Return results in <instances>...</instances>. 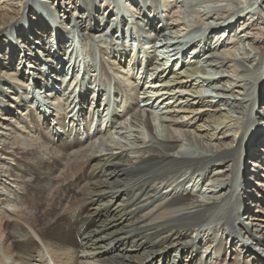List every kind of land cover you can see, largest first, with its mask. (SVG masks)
<instances>
[{"label": "bare ground", "instance_id": "1", "mask_svg": "<svg viewBox=\"0 0 264 264\" xmlns=\"http://www.w3.org/2000/svg\"><path fill=\"white\" fill-rule=\"evenodd\" d=\"M43 1L47 2L51 7H55L56 10H58V15L63 20L69 18V13H66L69 11L66 9L73 7L70 18L72 17L76 20L75 22L78 23L85 34L89 33L91 36L94 35L97 41L107 34L113 36L112 33L116 31L114 25H112L113 22L116 27H120L124 22L123 14H120L119 18L111 19L109 23H112L108 24L110 19L109 16L112 15V12L109 11L111 5L109 0H85L86 3L83 0ZM194 1H192L191 10L188 14L190 16L191 26H185L182 23V16H180L179 13L182 6L179 4L173 5V0H138L139 3H135L134 5L128 2V7L125 4V7L131 13V17L137 20L135 23H132L139 26L143 25L148 32L160 29V27H158L159 20L163 17H166L170 21L169 30H171V34L175 30L181 32L183 36L189 35L190 31L199 29V27H203L204 29L208 16L213 15L219 19L224 17L228 18L224 19V23L222 22L218 25L217 29L208 27V37L206 36L205 39H198L192 42L194 46L192 50L190 49L186 54V56L191 59L188 62L181 61V72L175 69L170 70L169 68H164L159 62L158 55L156 58L154 57V64L152 61L151 64L148 65L153 72L154 79L152 81L156 80L155 84L162 90V95L163 97L165 96L164 100L172 101L173 105L174 103H178V106L182 109L181 113L189 117H174L173 120H170L169 124L162 125V138H160L162 140L159 141H162V143L158 142V145L162 147L160 151L154 147L153 143L155 142V137L152 135V129L148 118H144L143 116V111L134 110L130 112L131 125L135 129L133 131L134 140L136 143H140L139 145L142 147L144 153H149V156L145 160H142L134 167H128V161L123 160L121 154H103L102 152L106 151L104 145L101 140L95 136L87 137V142H84L81 137L78 138L77 136H74L73 140H70V137H59L56 143L50 142V148L47 150L53 152L55 156L57 154L63 155V153L69 154L73 152V150H77L88 143L87 147L90 154L89 169L93 175H96V177L91 176L90 179H92L93 183L94 181H101V178L97 177L98 173L102 171L104 166L111 164L113 165V170L108 174V178L110 179L106 182H99L96 184V186L103 188L102 191L97 189L91 195L85 197L84 202L87 206L84 208V213L79 215L77 222L71 218L73 214L69 215L64 213L62 216L59 213L63 207L73 206L66 203L67 196L64 197L65 195L63 192L60 193L61 195L59 194L58 203L60 206H58V203L55 206L54 204L47 203L44 195L42 200L36 199L34 196H25V199L31 201L33 204V206H29L31 208L35 206L36 208L35 219L20 218V224L12 223V221L16 220L7 219L5 222L6 225L3 226V230L8 231L9 228L14 229L12 228L13 226H18L19 231L22 233V238L18 236L13 238L10 233V235L2 241L0 246V264H124L127 257H129L127 256L128 250L132 251L145 246L149 243V238L153 239L154 236L161 235V242L167 243L169 241V246L174 247L173 244L176 243V241L171 242L173 236L183 237L184 229H186L187 232L193 231L195 235L194 239L201 241L200 243H196L199 247L195 246V251L196 253H204L205 255L202 254V256H205L207 260L210 254H214L215 258L220 256L224 258L223 262L228 261L227 251L237 247V251H239L241 255L243 254V256H246L247 254L251 256L253 263L264 264V233H261V231L264 230V131L260 129L258 131V128L255 127V121H259L260 119L264 121V104L261 106V112H259V114H254L255 107L259 103L264 102V88L261 87L257 96L251 99L249 103H246L248 110L242 115V122L239 123L241 119H237L226 112L224 113L221 108H217L213 101L208 99L209 96L205 97L203 95L207 90L199 87L196 83L197 80H199V82L197 81L198 83H210L212 87L209 86L208 88L212 90L216 88L215 90L220 92L219 94L222 97H225V101L229 102V104L227 103L228 107H230L229 109L236 110L239 104L241 105L242 102L245 103L242 96H245L251 81H249V77L245 76L246 73H250V67L245 70L244 64L247 63L251 65V67L254 66L251 61L248 60V57L245 56L244 52L240 50V45H243L244 42L246 45L252 44L254 49L257 48L259 42L257 41V36L262 34L260 25L264 26V0H252V5L256 7L258 11H256V13H248V10L245 13L246 16L236 13V11L238 12L241 9L243 2L248 3V0H198L197 2L195 1L196 3ZM124 2H127V0ZM205 3L214 7L205 14H202L199 12V5L201 6V4L204 5ZM8 5L10 4L4 3V0L0 2V35L6 28L11 29L14 27V23L22 16L23 6L16 8ZM171 9L174 10L171 11ZM84 11L86 13V18L81 15ZM93 13L97 15L93 16ZM34 14L35 15L30 19L33 20V23L29 26L31 31H29V37L24 31L23 34H21L22 43L30 44L31 41L36 42V40L40 38L43 45L45 39H49L52 44L56 43V45H61V40L64 38L63 35L57 33L55 34L56 37L53 36L54 34H52V32L48 33L47 28L44 26V21L39 17V14ZM206 15L208 16L206 17ZM103 28L104 30L101 31ZM226 31H228V37L221 41L220 39L224 37ZM158 33L163 37L164 41L167 40L168 36L166 35L167 37H164L165 33H162V31ZM209 35L211 39H214L212 45L211 42H209ZM175 44L177 45V42H172V46ZM204 52H206V54L201 56ZM47 55L50 57L52 54L48 51ZM0 57L5 59L3 54ZM26 57L25 55V58ZM54 57H51L49 61L54 62ZM21 60L22 58L18 66L22 64ZM165 62H167V60ZM111 63L115 68H120L121 66L118 62L112 61ZM10 64V61L8 63L5 61L0 65V72L3 71L2 78L5 77L8 81H19L20 79H24L26 82L31 81V87L35 89H38L39 85L44 88L49 87L47 78L43 75L33 72L31 74V80L27 72H24L22 69H14L17 67H14L15 65L13 68H10ZM125 66L132 67L134 63L130 61ZM206 67L209 70L206 71ZM123 68L124 64L121 69ZM4 69L7 70L5 71ZM52 69L54 70V67L52 68L50 66V73ZM211 70L221 75L212 76L214 74L211 73ZM52 73L54 72L52 71ZM263 77L264 74H262L261 78ZM57 93L58 91H55L54 95ZM154 102L156 103V101ZM6 110L7 113H4L5 118L9 115L12 116L13 112L19 111V108L18 106H10L7 107ZM241 112L239 114H241ZM205 116V119L208 121L201 118ZM197 119L198 121L202 120V124L197 125L195 130L203 133V137L194 134V137L191 138L192 133L190 135L187 131L178 130L180 127L193 125V121ZM143 126L151 135L149 140H147V137L144 135ZM262 127L264 128V122L262 123ZM183 141L189 143L188 147L195 151L190 157H187L186 153L181 151L182 148H177L176 143H182ZM192 142H194V145ZM244 154L246 159H254V169L252 172L250 171V173H247L246 165L248 162H244L245 157L241 162L238 160V155L242 157ZM255 154H258V158H254L256 157ZM92 161L93 163H91ZM236 162L237 165L240 163L242 164H240V168L235 171L233 165ZM260 164L262 165L260 166ZM166 166H169L171 171L169 175H165V178H162V180L165 179L166 193H169V196L173 197L172 203L167 207V220L160 224L145 227L140 235V240L136 241L139 237L133 234L134 230L133 232L127 231L126 233L122 231L127 230L128 221H130V223L128 222L130 226L134 224L135 227L137 226L136 220L132 219L137 212V208L134 205L135 201L132 199L133 197L138 199V197L132 194L130 198L127 197L126 200L120 199L119 192L121 190L118 189L119 187H117L116 184L117 182L118 184L120 183V178L123 176H125L123 179L126 182L133 180L131 182L137 186L149 181H157L154 170H159V168L162 169V167ZM3 167H6L7 172L17 176V173L12 169L10 164L7 163V160L0 159V169ZM213 167L217 168L213 169ZM185 170H192V176L198 172L199 174H197V177H200L201 174H208L211 176L209 182L210 186L207 188V193L204 194V199L198 196L193 197L191 200L186 199L184 195L186 189L183 184L185 182H190L191 178H185L183 180H177L176 178L175 180L176 174ZM212 170L214 171L212 172ZM133 189H135V187H133ZM104 193H111V200L105 211L101 209V206L99 208H94L95 203ZM69 198L71 200L74 199L71 194ZM64 199L65 204H62L61 201ZM13 200H17V198L14 197ZM20 201L21 199H18L17 203H20ZM116 201L118 202L115 203ZM48 206H50V212ZM38 214L43 216L41 224L39 225L40 228H38V226L32 228L30 224L36 222ZM7 215L9 214H1L0 221ZM246 218L247 221L251 220L252 222H245L244 224L243 220H246ZM62 222H66L65 225H62ZM248 224H251L249 232L246 227ZM84 226L86 229L82 231ZM139 226L138 224V227ZM140 228L141 227H139V231ZM180 228H183L181 233L178 231ZM142 229L143 228H141V230ZM44 230H48V232L51 233V237H48L49 234L47 237L41 236ZM67 231L72 233L73 238L77 240H74V242H63L61 238L67 235L60 232ZM80 231L82 232L79 234ZM147 231L148 234L146 235L145 233ZM106 232L109 236L111 235V241L109 243H103L104 237H101V235ZM201 232L204 236L201 235ZM167 233L172 235H164ZM53 234L54 236H52ZM218 234L222 237L219 241H216ZM144 238H146V241L142 243L141 240ZM30 240L35 241L33 247H25L24 249L15 245V242ZM77 241H79V243H77ZM131 241H134L135 244L133 245ZM250 241H252V243H250ZM137 242L141 243L137 244ZM70 244L75 248L70 247ZM148 248L152 249L153 245ZM166 249L167 246L156 252L148 251L150 256L145 258L141 264L152 263L156 261L157 258L164 261ZM110 250H116L119 253L113 254ZM36 251H39V254L44 252L45 258ZM208 251L210 252L209 254ZM259 252L261 255L258 254ZM183 253L184 251L182 250V254ZM35 255H38L39 258L36 259L33 257Z\"/></svg>", "mask_w": 264, "mask_h": 264}, {"label": "rangeland", "instance_id": "2", "mask_svg": "<svg viewBox=\"0 0 264 264\" xmlns=\"http://www.w3.org/2000/svg\"><path fill=\"white\" fill-rule=\"evenodd\" d=\"M1 1L2 0H0V2ZM109 1L111 2L109 11L114 15L109 16L110 19L108 24L112 23H109L111 19L119 18L120 14H123L124 22L120 27H116L113 22L112 25H114L116 29V31L112 33L113 36L108 34L106 36L104 35L99 42L94 38V35L91 36L89 33L85 34L78 23L75 22L76 20L72 17L70 18L73 7L66 9L69 11H65L69 13V18L63 20L58 15V10H56L55 7H51L43 0H4V3L10 4L8 6L11 7L18 8L19 6H23V11L21 13L22 16H20L19 20L17 19L18 23L15 22L14 27L11 29L6 28L0 35V56L3 54L5 57V59L0 57V65L5 61H7V63L10 61V68H13L14 65V67L17 66L14 69H22L24 72H27L31 80V74L33 72L43 75L47 78L49 87L44 88L39 85L40 89L39 87L35 89L31 87L30 80V82H26L24 79H20L19 81H8L6 80L7 78H2L3 71L0 72V159L7 160V163L10 164L12 169L17 173V176H14L6 171V167L0 169V216L5 213L9 214L0 221V246L2 241L8 237L10 233L13 238L17 236L22 238V233L19 231L18 226H13L12 228L14 229L9 228L8 231L3 230V226L6 225L5 222L7 219L16 220L12 221V223H21L20 218L35 219L36 208L35 206V209L29 206H33V204L31 201H27L25 196H34L36 199L42 200L44 195L47 203L54 204L55 206L59 202V194L63 192L65 195L64 197L67 196L66 203L73 206L63 207L59 213L62 216L64 213L69 215L73 214L71 218L77 222L79 215L84 213V208L87 206L84 202L85 197L91 195L97 189L102 191L103 188L96 186V184L99 182H106L110 179L108 178V174L113 170V165L111 164L104 166L102 171L98 173L97 177H100L101 181H94L93 183L92 179H90L91 176L96 177V175H93L89 169L90 154L87 147L88 143L77 150H73V152L69 154L63 153V155L66 156L62 154H57L55 156L53 152L47 150L50 148V142L56 143L59 137H70V140H73L74 136L78 138L81 137L84 142H87V137L95 136L98 137L104 145L106 151L102 152L103 154H121L123 160L128 161V167H134L149 156V153H144L142 151V147L139 145L140 143H136L134 140L133 131L135 129L132 127L130 119V112L142 110L144 118H148L152 129V135L155 137V142L153 143L154 147L161 151L162 147L158 145V142L162 140L160 139L162 138V125L169 124L170 120H173L174 117L179 118L180 116L186 117L188 115L181 113L182 109H180L178 103H174L173 105L172 101L164 100L165 96L163 97L162 90L155 84L156 80L152 81L154 79L153 72L148 65L151 64L152 61L154 64V60L158 55L159 62L164 68H169L170 70L175 69L181 72V61L188 62L191 59L187 57L186 54L187 51L189 52L190 49L192 50L194 46L192 42L198 39H205L206 36L208 37V27L217 29L218 25L225 21L224 19H228L226 17L219 19L213 15H206V17L208 16L209 18L207 17L204 29L203 27H199V29L190 31L189 35L183 36L181 32L175 30L171 34V30H169L170 21L166 17H163L159 20L158 27H160V29L148 32L143 25L139 26L132 23H135L137 20L131 17V13L125 7L126 5L128 7V2L131 4L133 3V5L135 3L138 4V0H127V2H124L126 0ZM173 1V5L179 4L182 6V9L179 10L180 16H182V23L185 26H191L190 16L188 14L191 10L192 1L194 0ZM195 1L197 2L198 0ZM252 3V0H248V3L243 2L241 9L238 12L236 11V13H240L242 16H246L245 13L248 10V13H256L258 9L254 7ZM202 5L203 4H201V6ZM201 6L199 5V12L202 14H205L214 7L207 3ZM173 10L174 9H171V11ZM32 11L37 15L39 14V17L44 21V26L47 28L48 33L52 32V34H54L53 36H56L55 34L57 33L63 35L64 38L61 40V45H56V43L52 44L49 39H45L43 45L40 38L36 40V42L31 41L30 44L22 43L21 34H23V31L28 37L31 32L29 26L33 23V20L30 19L35 15ZM81 15L86 18L85 11L81 13ZM96 15V13H93V16ZM260 26L262 28V34L257 36V41L259 42L256 49L252 47V44L246 45V43L244 44L243 42V45H240V50L244 52L245 56L248 57V60L251 61L254 66L251 67V65L247 63L244 64L245 70L250 67V73H246L245 76L249 77V81H251L245 96H242L245 103L242 102L241 105L239 104L237 109H234L235 111L229 109V102L225 101V97H222L219 94L220 92L215 90L216 88L212 90L208 88L211 86L210 83H198L199 80H197L198 82L196 81L199 87L207 90V92L203 94L205 97L209 96L208 99L212 100L214 105L217 108H221L224 113L226 112L237 119H241L239 123L242 122V115L248 110L246 103H249L251 99L257 96L261 87L264 88V77L261 78L262 74H264V26ZM103 30L104 28L101 29V31ZM159 31L165 33L164 37L168 36V41L163 40V37L158 33ZM227 37L228 31L225 32L224 37L220 40L222 41ZM209 38L211 39L210 35ZM210 39L209 42H211L212 45L214 39ZM172 42H177V45L175 44L172 46ZM48 51L52 54L50 57L47 55ZM205 54L206 52L201 54V56ZM25 55L27 56L26 58ZM51 57H54V62L49 61ZM21 58L22 64L18 66ZM166 60L167 62H165ZM112 61L118 62V64L121 65L120 68H115L111 63ZM130 61L134 63V66H125ZM123 64L124 68L121 69ZM50 66L52 68L54 67L51 73L49 71ZM4 70L6 71L7 69ZM205 70L207 71L209 69L206 67ZM52 71L54 73H52ZM211 73L214 74L212 76L221 75L214 73L212 70ZM55 91H58L56 95H54ZM154 101H156V103ZM263 104L264 102H261L255 107L254 114H259V112H261V106ZM10 106H18L19 111L13 112L12 116H6V119L4 113H7L6 108ZM240 112L241 114H239ZM201 118L208 121L205 119L206 116ZM259 121H255V127L258 128V131L259 129L264 131L262 127L264 121L261 119ZM193 122L191 126L180 127V129L176 128L181 131H187L190 135L192 133L191 138L194 137V134L203 137V133L195 130L197 125L202 124V120L198 121L197 119ZM142 128L144 135L147 137L146 139L149 140L151 137L150 133L145 130L144 126ZM159 143H162V141ZM192 143L194 145V142ZM176 145L177 148H182L181 151H184L187 157H190L195 152L188 147L189 143L186 141L182 143L177 142ZM255 156L254 158H258V154H255ZM244 157L245 154L242 155V157L238 155L239 162H241ZM245 159L246 157L244 158V162H248L246 165L247 173H250V171L252 172L254 169V159ZM91 163H93V161ZM240 164L237 165L236 162L233 165L235 171L240 168ZM261 165L262 164H260V166ZM216 168L217 167H213V169ZM170 171L169 166L154 170L157 181H149L138 186L131 182L133 180L126 182L123 179L125 176L120 178L119 184L118 182L116 184V186L119 187L118 189L121 190L119 192L120 199L126 200V198H130L132 194L138 197V199L136 197L132 199L135 201L134 205L137 208V212L132 219L136 220L137 226L135 227V224L130 226V224H128L130 221H128L127 230L122 231L126 233L127 231L133 232L134 230L135 233L133 232V234L139 237L136 241L140 240V235L145 227L160 224L167 220V207L172 203L173 197H170L169 193H166L165 179L162 180V178H165V175L168 176ZM213 171L214 170H212V172ZM191 172L192 170L180 172L176 174L175 180L176 178L177 180L191 178L190 182H185L186 184H183L186 189V193H184L186 199L191 200L195 196L204 199V194L207 193V188L210 186L209 182L211 176L208 174H201L200 177H197L199 172L195 173L193 176ZM133 187H135V189H133ZM70 194L74 199L71 200L69 198ZM110 195L111 193H104L95 203L94 208H99L101 206V209L105 211L111 200ZM14 197H16L17 200H13ZM18 199H21L20 203L22 204L17 203ZM65 199L61 201L62 204H65ZM117 202L118 201L115 203ZM58 206H60L59 203ZM48 209L50 212V206H48ZM42 219L43 216L38 214L36 222L30 224V226L32 228L36 226L40 228L39 225ZM245 222L252 221H247L246 218V220H243L244 224ZM65 223L66 222H62V225H65ZM138 224L140 225L139 227L143 228L142 230L140 228V231ZM246 227L249 232L251 224H248ZM84 229H86L85 226L82 231ZM82 231H80L79 234ZM178 231L181 233L183 228H180ZM262 232L264 233V230H262L261 233ZM60 233H65L67 235L61 238L65 243L77 240L74 239L73 234L68 231ZM54 234L52 236H54ZM145 234L147 235L148 231ZM164 235L171 236L172 234L167 233ZM201 235L204 236L203 233ZM41 236L51 237V233H49L48 230H44ZM110 236L107 232L103 233L101 235L102 238L104 237L103 243H109L111 241ZM194 237L193 231L187 232L186 229H184L183 237L173 236L171 242L176 241L173 247L169 246V241L167 243L161 242V235L154 236L153 239L149 238L150 241L145 246L132 251L128 250L127 256L129 257H127L124 264H141L145 258L150 256L148 251L156 252L161 250V248L164 249L166 246L167 249L164 254V261L157 258L156 261L145 264H256L253 263L251 256L247 254L246 256H243V254L241 255L239 251H237V247L227 251L228 261L223 262L224 258L220 256L215 258L214 254H210L207 260L205 256H202V254L205 255L204 253H196L195 246L199 247L196 243H200L201 241L195 240ZM221 237L222 236L218 234V239L216 238V241H219ZM144 241H146V238L141 240L142 243H144ZM141 242H137V244ZM77 243H79V241H77ZM131 243L133 245L135 244L134 241H131ZM250 243H252V241H250ZM34 244L35 241L33 240L15 242L17 247L24 249L25 247H33ZM70 245V247L75 248L72 244ZM152 245L153 248L149 249L148 247ZM182 250L184 251L183 254ZM111 251L112 250H110V252ZM189 251L192 252L190 253ZM36 252L39 254V251ZM112 253L116 254L119 252L113 250ZM209 253L208 251V254ZM258 254L261 255L260 252ZM39 255L44 257V252ZM33 257L36 259L39 258L38 255Z\"/></svg>", "mask_w": 264, "mask_h": 264}]
</instances>
